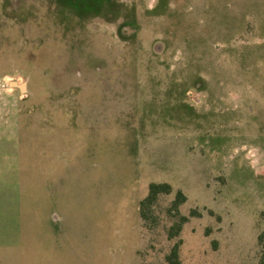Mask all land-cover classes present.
Segmentation results:
<instances>
[{"label": "rangeland", "instance_id": "obj_1", "mask_svg": "<svg viewBox=\"0 0 264 264\" xmlns=\"http://www.w3.org/2000/svg\"><path fill=\"white\" fill-rule=\"evenodd\" d=\"M262 238L264 0H0V264H261Z\"/></svg>", "mask_w": 264, "mask_h": 264}, {"label": "trees", "instance_id": "obj_2", "mask_svg": "<svg viewBox=\"0 0 264 264\" xmlns=\"http://www.w3.org/2000/svg\"><path fill=\"white\" fill-rule=\"evenodd\" d=\"M107 0H74L75 4L78 5V9L85 12H98L101 9V6ZM264 238H262V241ZM264 264V252L262 255V263Z\"/></svg>", "mask_w": 264, "mask_h": 264}, {"label": "water", "instance_id": "obj_3", "mask_svg": "<svg viewBox=\"0 0 264 264\" xmlns=\"http://www.w3.org/2000/svg\"><path fill=\"white\" fill-rule=\"evenodd\" d=\"M10 85L12 87L19 88L22 92H26V85L25 84L18 85L17 82H11Z\"/></svg>", "mask_w": 264, "mask_h": 264}]
</instances>
